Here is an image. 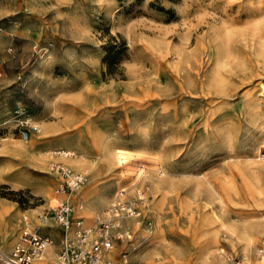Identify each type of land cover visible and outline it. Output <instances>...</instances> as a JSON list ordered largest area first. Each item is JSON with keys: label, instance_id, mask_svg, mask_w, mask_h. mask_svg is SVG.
I'll use <instances>...</instances> for the list:
<instances>
[{"label": "rangeland", "instance_id": "1", "mask_svg": "<svg viewBox=\"0 0 264 264\" xmlns=\"http://www.w3.org/2000/svg\"><path fill=\"white\" fill-rule=\"evenodd\" d=\"M26 121L52 126L53 164H68L54 150L86 154L89 164L74 167L88 173L77 215L95 217L91 187L106 194L103 209L118 188L135 200L144 192L142 224L127 218L133 237L112 257L230 264V253L252 264L260 255L264 0H0V207L19 222L7 240L0 215L6 253L24 214L41 224L35 210L54 202L60 180L34 151L8 148L28 143ZM252 222L262 225L250 232Z\"/></svg>", "mask_w": 264, "mask_h": 264}, {"label": "built area", "instance_id": "2", "mask_svg": "<svg viewBox=\"0 0 264 264\" xmlns=\"http://www.w3.org/2000/svg\"><path fill=\"white\" fill-rule=\"evenodd\" d=\"M29 128L22 130V138L27 140L32 132L39 131L37 123H28ZM56 155L73 156L72 150H54ZM143 168L144 165H139ZM142 166V167H141ZM52 169L60 175V180L54 188L57 196L55 204H49L42 210H35L37 219L43 224L35 225L28 214L22 218V229L9 252L0 250V260L5 264H42L48 249H55L54 261L46 264H127L128 252H123L121 258L112 257L116 241L128 240L133 237L129 217L137 219L142 224L140 204L145 203L144 192L137 191V200L127 196L125 186L118 188L114 200L103 211L96 213L92 221L84 215H77L84 208L80 195L88 173L84 169L70 167L62 161L52 165ZM138 172V170H137ZM90 222V223H89ZM150 225V221L145 223ZM144 226V224H143ZM44 227H56L61 231L59 236L43 231ZM149 229H147L148 231ZM259 254L264 257V237L259 245ZM230 264H245L243 260L230 253H224Z\"/></svg>", "mask_w": 264, "mask_h": 264}, {"label": "bare ground", "instance_id": "3", "mask_svg": "<svg viewBox=\"0 0 264 264\" xmlns=\"http://www.w3.org/2000/svg\"><path fill=\"white\" fill-rule=\"evenodd\" d=\"M39 125V128H40V124L37 123ZM45 129L46 130H43L41 128V130L39 129V131L42 133L41 136L36 140V141H31V139H27L26 141H28L27 144H23V143H16V144H12V145H8V148L13 151V152H20V151H34V154L36 155L35 156V159L38 160V162H40L42 165H44V167L47 169L48 166L50 168H52V160L54 159V156L52 157V151H46L44 149V146H45V139L44 137H47L45 134H47V130H51L52 129V126H45ZM43 137V139H42ZM25 140V139H24ZM49 145V144H48ZM65 145V144H64ZM109 147V145H108ZM102 152V151H101ZM55 153V151H54ZM67 163L70 164H66L70 167H81V166H85V165H88L89 162L88 160L86 159V154L85 153H79L78 157L76 158H73L71 156H68V158H65ZM52 163V164H51ZM49 168V169H50ZM87 168V167H86ZM131 170H133V167H127L126 168V172L125 174H128L130 172H132ZM55 173V172H54ZM56 174V173H55ZM92 183L90 182L88 184V186H91ZM157 184H154V186H156ZM88 188V187H87ZM92 189L88 192V195L90 196L89 200H90V203L89 204V209L92 211V212H101L103 209V205L106 204V194H103L104 192H102V187H91ZM55 197V200L53 203L51 204H54L55 202H57V197ZM131 219H129L130 221ZM41 223V222H40ZM43 224V223H41ZM260 225H262L261 223L259 222H252L250 224L251 228H250V232L252 230H257L258 227H260ZM244 230V229H243ZM248 231V232H249ZM12 235V234H11ZM3 236V235H2ZM8 236H9V233L8 231L6 230L5 233H4V238H7L8 240ZM217 238H218V234H217V231L216 230H213L211 232V236H210V242H216L217 241ZM247 243V242H246ZM49 250V249H48ZM258 254V253H257ZM246 256V255H245ZM1 262V261H0ZM252 264H264V257L261 256V255H256L255 256V259L254 260H251ZM2 263V262H1ZM4 264V263H3Z\"/></svg>", "mask_w": 264, "mask_h": 264}, {"label": "crops", "instance_id": "4", "mask_svg": "<svg viewBox=\"0 0 264 264\" xmlns=\"http://www.w3.org/2000/svg\"><path fill=\"white\" fill-rule=\"evenodd\" d=\"M6 210L7 209H4L3 207H0V215H2V217H3L2 222H4L3 223V228L5 229V231L8 230V233L13 235L12 231L16 228V226H18L19 222L14 217H12L11 219H8L7 216L4 217V213L6 212ZM34 218H36V217H34ZM36 220H37V218H36ZM32 221L35 223L34 219H32ZM42 230L46 231V232H49V233H51L53 235H56V236H59L60 233H61V231L59 229H57L56 227H51V228L44 227ZM56 248L57 247H51L48 250L47 255H48L49 258H52L53 256H55V249ZM0 264H3V263L0 262Z\"/></svg>", "mask_w": 264, "mask_h": 264}]
</instances>
